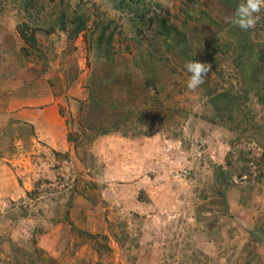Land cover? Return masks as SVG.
<instances>
[{"label": "rangeland", "instance_id": "1", "mask_svg": "<svg viewBox=\"0 0 264 264\" xmlns=\"http://www.w3.org/2000/svg\"><path fill=\"white\" fill-rule=\"evenodd\" d=\"M242 2L0 0V264H264V8L240 38Z\"/></svg>", "mask_w": 264, "mask_h": 264}, {"label": "clouds", "instance_id": "2", "mask_svg": "<svg viewBox=\"0 0 264 264\" xmlns=\"http://www.w3.org/2000/svg\"><path fill=\"white\" fill-rule=\"evenodd\" d=\"M261 8H264V0H243L238 5L235 15L226 18V22L246 31L256 24L259 19L256 14L260 12ZM184 71L190 74L186 86L189 90L194 91L204 83V79L209 72V65L195 60H188L184 64Z\"/></svg>", "mask_w": 264, "mask_h": 264}, {"label": "crops", "instance_id": "3", "mask_svg": "<svg viewBox=\"0 0 264 264\" xmlns=\"http://www.w3.org/2000/svg\"><path fill=\"white\" fill-rule=\"evenodd\" d=\"M114 83V82H113ZM115 84V83H114ZM117 89H118V86H117ZM113 94V93H112ZM92 95V99L91 100H88L87 102H86V104H85V107H84V110L86 109L87 110V108H93V109H96V110H101V111H103V110H105V109H107L108 111L110 110V111H113V110H115V109H119V105H108V106H106L107 104H105L106 102L105 101H103V100H99V99H97L96 97L94 98V94H91ZM114 95V94H113ZM116 99V102H119L120 101V98H118L116 95H114V97H113V99ZM95 101L97 102L95 105H94V103H95ZM47 105H56L55 104V102H54V100H52V99H48V103H47ZM49 110H51L52 112H54L55 113V110H56V106L55 107H51V108H49Z\"/></svg>", "mask_w": 264, "mask_h": 264}, {"label": "trees", "instance_id": "4", "mask_svg": "<svg viewBox=\"0 0 264 264\" xmlns=\"http://www.w3.org/2000/svg\"><path fill=\"white\" fill-rule=\"evenodd\" d=\"M122 1V3H131V2H135V1H137V0H121ZM27 7H29V4L27 5ZM66 17V16H65ZM62 21H64V17L62 18ZM82 25H80L79 27H78V29L76 30V31H74V33H75V35H77L80 31H82L83 30V27H84V24L83 23H81ZM62 30H65V26L63 25V27L61 28ZM239 31H240V38H241V32H242V30L241 29H239ZM21 35H22V39L24 40V41H26V42H29V40L30 41H35V39H34V37H26L25 36V34L23 33V32H21ZM240 39H236V42H238ZM217 41H219V42H221V40H217ZM217 44H218V42H217ZM230 46V45H229ZM226 48H228V46H226Z\"/></svg>", "mask_w": 264, "mask_h": 264}]
</instances>
